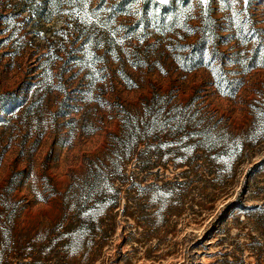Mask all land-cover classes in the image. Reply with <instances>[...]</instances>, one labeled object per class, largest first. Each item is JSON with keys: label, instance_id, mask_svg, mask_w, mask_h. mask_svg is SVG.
I'll return each instance as SVG.
<instances>
[{"label": "rangeland", "instance_id": "1", "mask_svg": "<svg viewBox=\"0 0 264 264\" xmlns=\"http://www.w3.org/2000/svg\"><path fill=\"white\" fill-rule=\"evenodd\" d=\"M0 264H264V0H0Z\"/></svg>", "mask_w": 264, "mask_h": 264}, {"label": "trees", "instance_id": "2", "mask_svg": "<svg viewBox=\"0 0 264 264\" xmlns=\"http://www.w3.org/2000/svg\"><path fill=\"white\" fill-rule=\"evenodd\" d=\"M117 181L121 182V178H117Z\"/></svg>", "mask_w": 264, "mask_h": 264}, {"label": "snow or ice", "instance_id": "3", "mask_svg": "<svg viewBox=\"0 0 264 264\" xmlns=\"http://www.w3.org/2000/svg\"><path fill=\"white\" fill-rule=\"evenodd\" d=\"M163 2H167V0H163Z\"/></svg>", "mask_w": 264, "mask_h": 264}]
</instances>
